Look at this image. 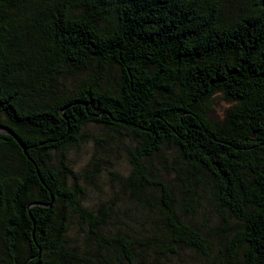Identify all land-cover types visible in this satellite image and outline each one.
<instances>
[{
    "label": "trees",
    "instance_id": "obj_1",
    "mask_svg": "<svg viewBox=\"0 0 264 264\" xmlns=\"http://www.w3.org/2000/svg\"><path fill=\"white\" fill-rule=\"evenodd\" d=\"M90 124L134 142L125 188L156 226L128 211L132 233L96 230L107 212L85 207L54 159ZM0 125L17 137L0 132V264H147L154 247L264 264V0H0ZM166 146L176 183L146 165ZM201 198L237 224L219 229L216 254L180 212ZM73 217L91 225L95 257L70 245Z\"/></svg>",
    "mask_w": 264,
    "mask_h": 264
},
{
    "label": "rangeland",
    "instance_id": "obj_2",
    "mask_svg": "<svg viewBox=\"0 0 264 264\" xmlns=\"http://www.w3.org/2000/svg\"><path fill=\"white\" fill-rule=\"evenodd\" d=\"M226 106L224 98L218 96L213 103L212 117L220 118ZM85 133L87 137L81 145L55 154L54 159L57 163L64 162L65 166L72 171L66 174L68 186L75 184L84 190L83 205L95 211L103 208L107 212L105 222L96 227L100 236L111 237L118 233H132V230L137 229L139 226L126 218L125 214L128 211L132 216L136 215L142 220L146 218V228L156 226L161 221L160 215L148 210L146 212L137 210L128 187L125 188L124 180L130 175L132 169L129 146L134 145V142L131 138L95 124L88 125ZM175 156L174 149L166 146L162 155L147 162V168L153 179L175 182L173 181L177 169ZM179 184L177 183L173 192L180 201L186 202V188ZM146 191L157 193L151 187H146ZM180 212L187 219L195 216L192 220L205 224V228L214 236L212 237L213 254L221 250L222 245L219 240L226 233L219 229L233 232L237 226L233 217L219 212L206 198H201L197 202L188 201L181 207ZM125 221L130 228L124 225ZM91 228L89 223L73 217L70 220L68 239L72 247L80 252L86 251L89 256L95 257L96 243L89 237ZM148 234L146 231V235ZM227 237L230 236L227 235ZM154 249L146 254L147 264H208L202 256L191 250H179L178 254H173L167 249ZM110 259L112 264H126L124 257L123 263L117 255L110 256Z\"/></svg>",
    "mask_w": 264,
    "mask_h": 264
},
{
    "label": "water",
    "instance_id": "obj_3",
    "mask_svg": "<svg viewBox=\"0 0 264 264\" xmlns=\"http://www.w3.org/2000/svg\"><path fill=\"white\" fill-rule=\"evenodd\" d=\"M0 132L6 133V134H10V135H14V133L12 131H10L9 129H7V128L1 126V125H0ZM14 136H15V138H17L16 135H14Z\"/></svg>",
    "mask_w": 264,
    "mask_h": 264
}]
</instances>
